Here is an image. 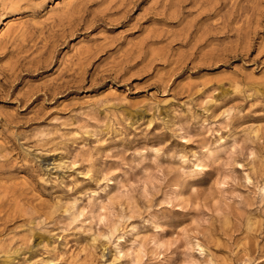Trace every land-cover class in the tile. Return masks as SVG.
<instances>
[{"label":"rangeland","instance_id":"1","mask_svg":"<svg viewBox=\"0 0 264 264\" xmlns=\"http://www.w3.org/2000/svg\"><path fill=\"white\" fill-rule=\"evenodd\" d=\"M0 264H264V0H0Z\"/></svg>","mask_w":264,"mask_h":264}]
</instances>
